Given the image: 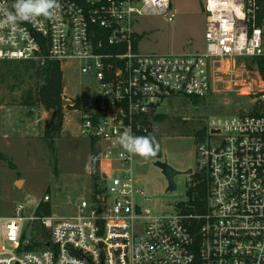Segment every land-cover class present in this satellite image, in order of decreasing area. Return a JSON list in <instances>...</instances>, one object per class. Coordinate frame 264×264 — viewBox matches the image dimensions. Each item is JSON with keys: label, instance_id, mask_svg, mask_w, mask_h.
Here are the masks:
<instances>
[{"label": "built area", "instance_id": "obj_1", "mask_svg": "<svg viewBox=\"0 0 264 264\" xmlns=\"http://www.w3.org/2000/svg\"><path fill=\"white\" fill-rule=\"evenodd\" d=\"M15 2L0 0V20ZM58 3L54 17L0 27V62L49 60L61 70L74 64L93 81L87 102L69 106L79 113L80 135L94 145L96 174L71 216H39V205L49 203L44 195L0 218V264H264V87L255 90L264 83L256 62L264 60V0H204V49L182 54L136 50L134 22L151 16L173 22L171 0ZM237 61L254 68L239 89L253 98L251 111L207 123L194 142L186 200L154 212L144 206L149 198L137 173L144 162L118 137L126 128L153 135L165 102L208 96L210 75ZM199 182L206 188L200 207Z\"/></svg>", "mask_w": 264, "mask_h": 264}, {"label": "rangeland", "instance_id": "obj_2", "mask_svg": "<svg viewBox=\"0 0 264 264\" xmlns=\"http://www.w3.org/2000/svg\"><path fill=\"white\" fill-rule=\"evenodd\" d=\"M203 3L204 0H171L175 15L171 23L163 17L137 19L133 26L138 39L137 52L201 53L204 49ZM32 68L29 63L0 62V122L5 119L4 133L11 145L6 147L3 145L5 141H0V148L8 149V153L12 154L6 162L0 161V218L11 216L17 203L27 199L38 200L44 195L49 196L52 217L71 216L78 202L86 198L91 189L88 169L94 145L80 135L79 113L68 102L86 103L96 90L95 84L88 76L81 75L74 64H67L61 70L62 105L64 103L62 132L53 141L52 153L44 130L53 115L50 116L41 106H21L27 92L35 86V71ZM223 69V73L210 75L211 82L215 81V84L208 96L197 100L175 96L157 111L156 116L164 117V121H154L152 126L159 150L149 158L137 156V160L144 162L137 167L144 195L149 198L144 206L154 212L172 211L176 205L183 203L189 178L176 176V191L164 193L165 179L153 167V161L165 158L174 170H188L195 162L194 142L206 135V125L210 120L228 119L236 113L251 111L253 98L242 96L239 89L241 76L246 78L245 73L253 72V66L237 61L233 65L224 63ZM260 85L264 87V83H257L255 90ZM21 112L23 116L20 118L17 115ZM24 133L28 138L27 146L17 138ZM35 136V140L29 139ZM8 164H12L13 168Z\"/></svg>", "mask_w": 264, "mask_h": 264}, {"label": "trees", "instance_id": "obj_3", "mask_svg": "<svg viewBox=\"0 0 264 264\" xmlns=\"http://www.w3.org/2000/svg\"><path fill=\"white\" fill-rule=\"evenodd\" d=\"M257 68L260 76L264 80V60L256 59ZM32 65V69L35 71V86L32 87L26 94L25 100H23L21 106L24 107H36L41 106L46 111H53V117L49 120L45 126L44 135L48 143L49 149L54 153L53 141L57 138L62 130L63 120V74L58 63L46 60L42 66L29 63ZM192 99V98H189ZM197 100V99H194ZM75 109V108H73ZM155 122L164 121V117L155 116ZM148 136L152 137L150 132ZM95 154L91 150L90 154V167L89 177L90 180L94 179L96 174V162L94 161ZM7 158L0 153V161L6 162ZM9 167L13 168L12 164H8ZM198 179V177H197ZM197 204L198 207L202 206L206 199V188L204 183H197ZM188 197L191 198V192L188 193ZM50 204L41 203L37 209V214L42 217H50ZM35 231L37 229L35 228Z\"/></svg>", "mask_w": 264, "mask_h": 264}, {"label": "clouds", "instance_id": "obj_4", "mask_svg": "<svg viewBox=\"0 0 264 264\" xmlns=\"http://www.w3.org/2000/svg\"><path fill=\"white\" fill-rule=\"evenodd\" d=\"M14 12L4 10V19L0 20V27L15 24L18 21H33L38 16L54 17L60 5L58 0H16L13 5ZM118 143L128 153L144 158L155 156L159 145L154 137L136 136L130 129H125L118 137ZM87 167V165H86Z\"/></svg>", "mask_w": 264, "mask_h": 264}, {"label": "water", "instance_id": "obj_5", "mask_svg": "<svg viewBox=\"0 0 264 264\" xmlns=\"http://www.w3.org/2000/svg\"><path fill=\"white\" fill-rule=\"evenodd\" d=\"M263 6H261L262 8ZM68 104H71V102L69 101ZM64 105V103H63ZM50 116L53 115V111L50 110L49 111ZM153 167L158 169L161 173V175L164 177L165 182H166V188L164 190V193H172L175 192L176 190V185L174 182V178L176 176H189L191 174V170L188 169L184 172H179L174 170L173 168H171L167 162L166 159H162V160H156L155 162H153ZM192 205V202L189 201V206Z\"/></svg>", "mask_w": 264, "mask_h": 264}, {"label": "crops", "instance_id": "obj_6", "mask_svg": "<svg viewBox=\"0 0 264 264\" xmlns=\"http://www.w3.org/2000/svg\"><path fill=\"white\" fill-rule=\"evenodd\" d=\"M19 108V107H18ZM12 109H15V108H12ZM1 110H2V108H1ZM4 111V110H3ZM7 111V110H6ZM17 116H19L20 118L23 116V114H22V112H21V114H18ZM17 119H18V117H16V121H17ZM5 119H1V122H0V141H5V143L3 144L4 146H11V145H9L8 144V136H6L5 135V133H4V126H5ZM19 122H20V120H19ZM2 124H3V128L1 127L2 126ZM61 132H62V130H61ZM39 133V132H38ZM37 137H38V134H37ZM18 138V140H21V141H23L24 142V144L26 145V139H28V138H26L25 137V133L22 135L21 134V136H19V137H17ZM35 138H36V136L35 137H33V138H29L30 140H35ZM27 146V145H26ZM8 149H2V148H0V153L1 154H3L8 160H9V156H11L12 154L11 153H8L9 151H7ZM92 150H93V152H94V148H92ZM88 174H89V169H88ZM90 178V177H89ZM17 180V179H16ZM16 180H15V183H16Z\"/></svg>", "mask_w": 264, "mask_h": 264}]
</instances>
